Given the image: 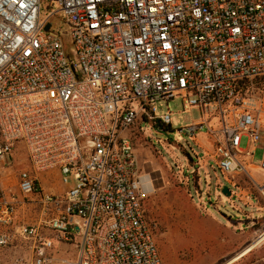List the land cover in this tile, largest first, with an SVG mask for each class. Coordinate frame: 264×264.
Instances as JSON below:
<instances>
[{
    "label": "built area",
    "instance_id": "2783aa9c",
    "mask_svg": "<svg viewBox=\"0 0 264 264\" xmlns=\"http://www.w3.org/2000/svg\"><path fill=\"white\" fill-rule=\"evenodd\" d=\"M43 1L0 0V176L3 159L24 150L18 195L39 208L36 223L17 224L25 202L0 187V249L19 238L27 264H163L128 132L138 119L170 126L177 100L198 113L177 133L194 140L205 129L222 175L264 171V98L253 88L264 77V0ZM48 171L63 194L41 188ZM54 242L73 246L72 261L54 257Z\"/></svg>",
    "mask_w": 264,
    "mask_h": 264
},
{
    "label": "rangeland",
    "instance_id": "374dc122",
    "mask_svg": "<svg viewBox=\"0 0 264 264\" xmlns=\"http://www.w3.org/2000/svg\"><path fill=\"white\" fill-rule=\"evenodd\" d=\"M42 5L49 6L51 2L44 0ZM51 31L61 36L66 51L71 53L69 30L63 22L53 19ZM253 88L264 98V78L254 81ZM179 105V101H171V124L162 131H157L158 122L149 125L138 119L128 132L139 172L145 176L148 188L142 201L144 217L163 264H225L264 233V171L251 167L250 177L222 175L211 160L214 147L205 129L194 140L177 133L180 127L198 119L195 109L182 112ZM164 111L165 105L155 106L156 116ZM247 143L248 137H242L240 148L245 149ZM261 158L262 151L257 149L253 162L257 164ZM29 169L24 150L17 148L3 159L0 187L25 202L17 209V224H33L39 218L38 206L22 199L17 191L19 172ZM53 172L58 173L48 171L38 176L47 193L62 186ZM225 186L229 196L222 194ZM54 245L56 259L72 261L73 246L58 242ZM10 246L17 247L16 257L29 263L28 242L15 238ZM229 264H264V239Z\"/></svg>",
    "mask_w": 264,
    "mask_h": 264
},
{
    "label": "crops",
    "instance_id": "0c3cea01",
    "mask_svg": "<svg viewBox=\"0 0 264 264\" xmlns=\"http://www.w3.org/2000/svg\"><path fill=\"white\" fill-rule=\"evenodd\" d=\"M54 174V179L59 180V178L61 179L60 177V174L58 173H55L53 172ZM41 180V178H40ZM40 180H39V183H40ZM41 186V184H40ZM41 188L43 189V187L41 186ZM66 188L62 185L61 187H58L56 189H50V192L51 194H63L65 192ZM43 191H45L43 189ZM17 254V247H7L6 249H0V262L1 263H5V264H11L13 259L16 257Z\"/></svg>",
    "mask_w": 264,
    "mask_h": 264
},
{
    "label": "bare ground",
    "instance_id": "6f19581e",
    "mask_svg": "<svg viewBox=\"0 0 264 264\" xmlns=\"http://www.w3.org/2000/svg\"><path fill=\"white\" fill-rule=\"evenodd\" d=\"M263 195H264V193H263ZM262 239H264V233L262 234V236L257 241H255L252 245H250L248 248H246L241 253H239L232 261L239 259L240 257L244 256L252 247H254L255 244L259 243ZM232 261H230V262H232ZM230 262L225 263V264H229Z\"/></svg>",
    "mask_w": 264,
    "mask_h": 264
},
{
    "label": "water",
    "instance_id": "95a60500",
    "mask_svg": "<svg viewBox=\"0 0 264 264\" xmlns=\"http://www.w3.org/2000/svg\"><path fill=\"white\" fill-rule=\"evenodd\" d=\"M48 27H49V25L47 24L46 26H45V30H48ZM157 131H162V128L161 127H159L158 129H157ZM222 194H224V195H226V196H229L230 195V192H229V189H228V187H223V189H222Z\"/></svg>",
    "mask_w": 264,
    "mask_h": 264
},
{
    "label": "trees",
    "instance_id": "16d2710c",
    "mask_svg": "<svg viewBox=\"0 0 264 264\" xmlns=\"http://www.w3.org/2000/svg\"><path fill=\"white\" fill-rule=\"evenodd\" d=\"M262 78H264V77H262ZM262 78H257L256 80H261ZM256 80H255V81H256ZM242 86H243V85H242ZM157 122L159 123V121H157ZM158 126L161 127V128H165L164 125H161V123H159Z\"/></svg>",
    "mask_w": 264,
    "mask_h": 264
}]
</instances>
